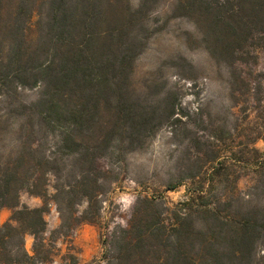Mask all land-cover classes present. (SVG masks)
<instances>
[{
    "label": "trees",
    "instance_id": "1",
    "mask_svg": "<svg viewBox=\"0 0 264 264\" xmlns=\"http://www.w3.org/2000/svg\"><path fill=\"white\" fill-rule=\"evenodd\" d=\"M148 3L131 9L127 0H0V95L39 90L35 100L19 106L18 150L0 160V209L16 208L22 189L41 199V206L17 209L0 225V264L51 262L52 232L97 219L104 182L97 159L114 143L141 147L160 125L157 118L180 120L177 100L142 104L132 96L130 76L139 51L135 29ZM171 15L189 20L209 58L229 69L234 106L264 104L261 75L251 78L241 69L264 49V0H176ZM10 113V108L2 113L0 123ZM47 131L57 132L50 152L33 136ZM259 138L264 142V127L255 129L252 143ZM219 140L210 135L200 142L195 159L179 172V180L191 187L174 216L159 218L154 198H136L105 264H252L264 214L236 211L237 176L232 193L216 192L225 181ZM255 163L264 164V153ZM50 204L59 218L53 231L44 220ZM26 235L33 238L31 253L24 247Z\"/></svg>",
    "mask_w": 264,
    "mask_h": 264
},
{
    "label": "rangeland",
    "instance_id": "2",
    "mask_svg": "<svg viewBox=\"0 0 264 264\" xmlns=\"http://www.w3.org/2000/svg\"><path fill=\"white\" fill-rule=\"evenodd\" d=\"M148 1L135 29L139 51L130 76L132 96L142 104L163 97L177 100L182 115L178 116L179 121L155 119V124L160 125L147 135L141 147L129 150L114 143L106 155L97 159L104 182L96 221L83 223L73 231L52 232L56 251L51 262L44 264H105L114 252L115 238L128 225L137 197L154 198L157 217L174 216L173 211L184 200L190 186L188 181L179 180L181 170L195 159L196 150L202 148L199 143L210 135L220 138L216 144L225 176L216 192L232 193L234 182L231 180L237 176L232 194L236 211L258 217L264 214V164L259 168L255 163L264 153V142L259 138L252 143L255 129L264 127V104L234 106L230 100L229 69L209 58L189 20L171 15L176 0ZM127 2L131 9H136L142 0ZM37 19L38 14L34 13L30 21L32 31ZM241 69L251 72V78L261 75L264 94V49L257 50L254 63ZM16 93L10 97L0 95V115L11 109L0 123V160L8 155L12 157L18 150L21 137L18 128L23 120L19 106L35 100L39 90L21 89ZM45 133L34 134V140L41 143V150L50 152L54 149L57 132ZM211 166L212 163L206 164L207 168ZM171 186L174 188L167 189ZM49 192H53L52 188ZM39 206L41 199L22 189L16 208L0 209V225L9 221L17 209ZM83 207L78 206V210ZM48 209L44 220L47 231H53L59 225L58 213L54 204ZM261 234L263 238L256 244L252 264H264V229ZM32 243L33 238L26 235L24 247L28 253H31Z\"/></svg>",
    "mask_w": 264,
    "mask_h": 264
}]
</instances>
